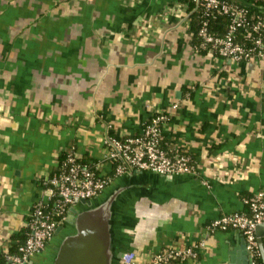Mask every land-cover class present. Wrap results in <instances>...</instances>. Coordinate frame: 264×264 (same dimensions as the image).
Here are the masks:
<instances>
[{"label": "crops", "instance_id": "obj_1", "mask_svg": "<svg viewBox=\"0 0 264 264\" xmlns=\"http://www.w3.org/2000/svg\"><path fill=\"white\" fill-rule=\"evenodd\" d=\"M191 38L178 0H0V263L64 150L97 161L106 135L138 134L158 112L171 115L164 144L195 172L124 173L93 205L140 261L194 247L171 264L244 263L243 233L208 223L264 191V55L234 60ZM68 223L26 264H49Z\"/></svg>", "mask_w": 264, "mask_h": 264}, {"label": "built area", "instance_id": "obj_2", "mask_svg": "<svg viewBox=\"0 0 264 264\" xmlns=\"http://www.w3.org/2000/svg\"><path fill=\"white\" fill-rule=\"evenodd\" d=\"M193 1L202 9L203 20L199 28L202 47L234 60L264 55L263 18L251 20L244 7L230 0ZM243 4L248 5L247 2ZM182 6L186 8L189 19L188 5ZM213 9L226 13L230 18L228 30L223 35L213 33L209 28V18L206 16ZM240 28L247 30L245 36L252 45L237 39ZM169 120L168 112H158L138 134L125 137L106 135L102 158L97 161H83L75 147L68 148L66 161L46 181L49 186L43 190L29 213L26 238L19 243L18 252L8 255L7 264H26L31 256L45 251L58 227L69 222L71 207L82 199L96 198L118 175L146 170L163 175L195 172L190 154L179 148L169 149L164 144L163 128ZM105 166L109 170H105ZM250 203L251 215L237 210L213 219L208 227L212 230L234 229L243 233L249 258L252 264H257L256 258L262 251L256 227L264 223V191H256ZM198 255V250L194 247L166 248L156 252L149 260L140 261L134 251H125L121 264H171L176 260L195 258Z\"/></svg>", "mask_w": 264, "mask_h": 264}, {"label": "water", "instance_id": "obj_3", "mask_svg": "<svg viewBox=\"0 0 264 264\" xmlns=\"http://www.w3.org/2000/svg\"><path fill=\"white\" fill-rule=\"evenodd\" d=\"M80 201L90 207L85 210H79L78 207L74 206L71 207V212L75 216L70 214L68 225L72 226V229L65 228L64 236L49 253V264L120 263V256L123 251H117L116 249L111 211H108V215L105 216V210L102 205H93V199H82ZM64 227L59 226L57 233L63 230ZM256 234L264 259V223L257 225ZM241 245L245 260L243 264H252L244 236H242Z\"/></svg>", "mask_w": 264, "mask_h": 264}, {"label": "trees", "instance_id": "obj_4", "mask_svg": "<svg viewBox=\"0 0 264 264\" xmlns=\"http://www.w3.org/2000/svg\"><path fill=\"white\" fill-rule=\"evenodd\" d=\"M178 1L181 4H187L188 5L187 10L189 12V24H190L191 33H192L191 43L196 48H198V50H200V51L208 50L207 48H204L200 45L201 44V42H200L201 37L199 36V28L202 25V20H203L201 17V12H202L201 6H198L197 2H195L193 0H178ZM230 1L238 3L240 6L244 7L247 10L248 17L251 20L256 21L260 18L264 19V0H243V2L241 1L242 3L237 2L235 0H230ZM244 2H247L248 5L243 4ZM206 17L209 18V28L213 33L220 34V35H223L226 33V31L228 30V27H229V22H230V18L226 13H223L217 9H213L209 12V14ZM246 32H247L246 29L240 28L239 32H238L237 39L241 42L246 43L247 45H252L251 42L245 36ZM262 49L264 50V46L262 47ZM170 119H171V115H170ZM190 156L192 158V162L194 163L195 160H194L193 156L191 154H190ZM67 157H68V150L66 149L60 155V158H59V161H58V164H57L55 171L52 172L49 177L44 178L42 180L44 189L49 186L46 181L51 176H53L56 172H58L60 170L63 163L66 161ZM81 159L83 161H91L90 159H87L84 157H81ZM255 193H256V191H254V190L241 192L240 196L242 197L244 207H243V209H241L239 211L245 212L249 215L252 214L250 201H251L252 197L255 195ZM49 206H52V204H50ZM211 222H212V220L208 224H210ZM26 230H27V226L24 228L21 235H19L18 242L15 245L11 246L9 251L5 253L3 261L0 264L9 263L8 255L18 252L19 243L24 241V239L26 238ZM176 261H178V260H176ZM256 261H257V264H264L262 252L260 255L257 256Z\"/></svg>", "mask_w": 264, "mask_h": 264}, {"label": "flooded vegetation", "instance_id": "obj_5", "mask_svg": "<svg viewBox=\"0 0 264 264\" xmlns=\"http://www.w3.org/2000/svg\"><path fill=\"white\" fill-rule=\"evenodd\" d=\"M102 194V193H101ZM100 194V195H101ZM98 197V196H97ZM72 229V226H69V230H71ZM116 249H117V251H119V250H121V251H123L121 248H119V243L118 242H116ZM123 253H124V251H123ZM123 253H122V255H123ZM122 255L120 256V259L122 258ZM121 263V262H120Z\"/></svg>", "mask_w": 264, "mask_h": 264}]
</instances>
